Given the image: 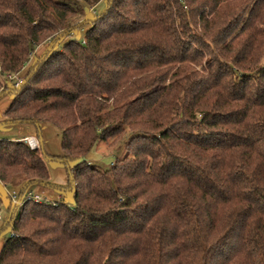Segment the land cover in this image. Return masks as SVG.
I'll use <instances>...</instances> for the list:
<instances>
[{"label": "trees", "instance_id": "16d2710c", "mask_svg": "<svg viewBox=\"0 0 264 264\" xmlns=\"http://www.w3.org/2000/svg\"><path fill=\"white\" fill-rule=\"evenodd\" d=\"M100 1L0 0L1 117L61 130L74 201L14 209L0 264H264V0ZM46 157L0 139V184L48 185Z\"/></svg>", "mask_w": 264, "mask_h": 264}, {"label": "rangeland", "instance_id": "374dc122", "mask_svg": "<svg viewBox=\"0 0 264 264\" xmlns=\"http://www.w3.org/2000/svg\"><path fill=\"white\" fill-rule=\"evenodd\" d=\"M106 7L107 0H101L95 6L88 7L86 9L87 18L89 20L96 18L105 11ZM92 9L93 11H91ZM85 16L86 15H79L71 20L72 27H75L72 29L71 37L78 41H82L84 38L85 28H83V23H85ZM62 41L63 39L58 42L55 47L59 48ZM45 49L46 45L39 46L36 51V56L41 55ZM33 61L34 60H32V62ZM25 71H28V66H26L22 73L18 76V79L21 80V82L25 80L28 74V72L26 73ZM5 94L6 93L1 95L0 98V139L22 140L28 145V141H30L32 145L35 146L34 148H37L40 145L47 155L44 160L48 172V185H31L28 187L27 193L30 192L32 195L52 198L54 201L57 197H61L62 202H64L65 205L72 207L74 201L73 191L68 186V167L72 168L73 164H66L62 159L58 160V157L63 154L61 149V130L58 127L46 122H40L38 126H36L32 124H19L5 121L1 117V113L10 101L8 94ZM32 141H34V143ZM124 144V140L123 143L112 141L97 142L88 152L85 159L87 162L99 169L108 168L117 157L124 153ZM2 186L5 185L0 184V193L2 197V203L0 205V249L5 238H7V236L11 233L10 229L5 227L6 222L10 218L6 194L12 192L13 190L18 194L20 193L18 188L12 189L10 187H5L3 189Z\"/></svg>", "mask_w": 264, "mask_h": 264}, {"label": "built area", "instance_id": "2783aa9c", "mask_svg": "<svg viewBox=\"0 0 264 264\" xmlns=\"http://www.w3.org/2000/svg\"><path fill=\"white\" fill-rule=\"evenodd\" d=\"M16 82H15V87L19 86L21 84V80L18 79V77H16ZM10 79V78H9ZM35 141V140H34ZM34 141H32L34 143ZM29 143V147L30 148H34L35 146L32 145V143L30 141H28ZM3 185V184H2ZM3 189L5 188V186H2ZM7 196V201H8V209H9V213L10 215L12 214L14 209L20 208L26 201L28 200H32V201H42V200H46V201H54L52 198H48V197H41L40 195H32L30 192H23V193H16L14 190L10 193L6 194ZM59 199V197H57L55 200Z\"/></svg>", "mask_w": 264, "mask_h": 264}]
</instances>
